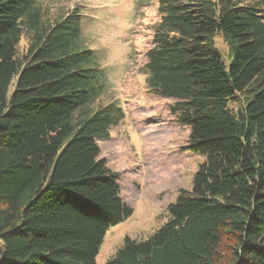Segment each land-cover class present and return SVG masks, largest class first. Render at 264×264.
Instances as JSON below:
<instances>
[{
    "label": "trees",
    "instance_id": "1",
    "mask_svg": "<svg viewBox=\"0 0 264 264\" xmlns=\"http://www.w3.org/2000/svg\"><path fill=\"white\" fill-rule=\"evenodd\" d=\"M158 11L148 91L173 100L206 159L168 220L126 236L105 264H264V0H158ZM80 24L78 8L47 24L38 0H0V264H95L134 212L99 157L125 110L94 107L107 74Z\"/></svg>",
    "mask_w": 264,
    "mask_h": 264
},
{
    "label": "rangeland",
    "instance_id": "2",
    "mask_svg": "<svg viewBox=\"0 0 264 264\" xmlns=\"http://www.w3.org/2000/svg\"><path fill=\"white\" fill-rule=\"evenodd\" d=\"M38 2L47 24L78 8L79 45L94 50L97 63L107 74L106 87L94 107L116 101L125 110L109 137L98 140L99 157L120 172L121 195L134 209L130 217L106 232L95 263L105 264L126 236L145 239L168 220V205L176 200L181 188L192 187L206 157L190 149V126L171 112L173 100L148 91L144 64L154 26L160 20L158 0ZM217 41L226 57L221 38ZM27 42L25 35L18 46L20 52Z\"/></svg>",
    "mask_w": 264,
    "mask_h": 264
}]
</instances>
